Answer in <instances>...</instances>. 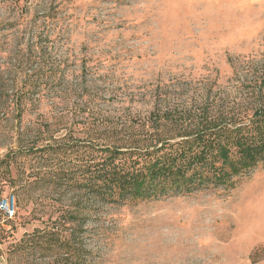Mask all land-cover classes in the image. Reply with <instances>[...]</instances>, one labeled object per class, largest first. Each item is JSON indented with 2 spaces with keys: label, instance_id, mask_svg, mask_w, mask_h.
Masks as SVG:
<instances>
[{
  "label": "rangeland",
  "instance_id": "obj_1",
  "mask_svg": "<svg viewBox=\"0 0 264 264\" xmlns=\"http://www.w3.org/2000/svg\"><path fill=\"white\" fill-rule=\"evenodd\" d=\"M262 106L264 0H0V161L40 141L35 123L105 144L111 127L165 139ZM5 180L0 168V264H75L9 255L45 226L33 204L15 217ZM78 225L86 264H264V166L234 188L102 207Z\"/></svg>",
  "mask_w": 264,
  "mask_h": 264
},
{
  "label": "trees",
  "instance_id": "obj_2",
  "mask_svg": "<svg viewBox=\"0 0 264 264\" xmlns=\"http://www.w3.org/2000/svg\"><path fill=\"white\" fill-rule=\"evenodd\" d=\"M207 121L200 117L197 126L165 139L153 127H111L105 144H96L92 134L90 140L65 136L59 141L48 135V127L35 123L40 141L20 142L0 168L12 191L15 217L33 204L32 220L45 227L25 234L9 255L86 264V252L74 248L75 233L69 231L102 207L234 188L239 178L264 166V106L240 122ZM9 237L2 229L0 245Z\"/></svg>",
  "mask_w": 264,
  "mask_h": 264
}]
</instances>
